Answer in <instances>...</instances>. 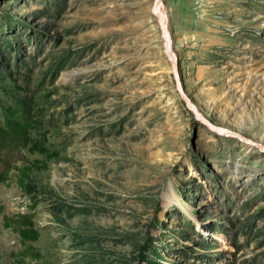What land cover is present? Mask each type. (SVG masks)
Returning a JSON list of instances; mask_svg holds the SVG:
<instances>
[{"label":"rangeland","instance_id":"rangeland-1","mask_svg":"<svg viewBox=\"0 0 264 264\" xmlns=\"http://www.w3.org/2000/svg\"><path fill=\"white\" fill-rule=\"evenodd\" d=\"M0 0V264H264V0Z\"/></svg>","mask_w":264,"mask_h":264},{"label":"water","instance_id":"water-1","mask_svg":"<svg viewBox=\"0 0 264 264\" xmlns=\"http://www.w3.org/2000/svg\"><path fill=\"white\" fill-rule=\"evenodd\" d=\"M151 13L157 19V22L162 32V37L164 41V52L171 62L172 75L175 81L177 92L184 101L186 107L193 113L195 120L218 133H227L246 139V137L239 135L237 132L231 131L225 127L213 123L211 120H209L203 115L200 108L185 90L180 73L179 58L173 48L172 35L169 28V18L167 12L165 11L164 0H154L153 5L151 7Z\"/></svg>","mask_w":264,"mask_h":264}]
</instances>
